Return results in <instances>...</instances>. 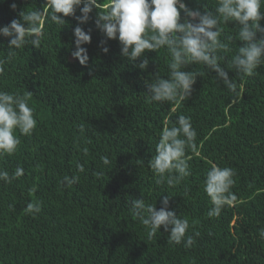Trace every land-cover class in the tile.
<instances>
[{
  "label": "trees",
  "instance_id": "trees-1",
  "mask_svg": "<svg viewBox=\"0 0 264 264\" xmlns=\"http://www.w3.org/2000/svg\"><path fill=\"white\" fill-rule=\"evenodd\" d=\"M110 2L98 0L101 6L79 25L91 35L87 66L71 56L78 25L74 17L65 18L63 26L42 19L41 46L28 45L11 58L8 39L0 36V59L7 61L0 91L31 93L29 106L37 120L30 137L15 133L21 140L18 151L0 158V168L10 174L24 169V176L11 184L0 182V264H264L259 238L264 228V66L252 77L231 69L240 46L234 39L232 51L220 53V64L237 83L238 95L219 83L216 73L191 64L185 71L205 75L197 76L188 100L151 102L145 81L157 72L167 79L170 57L164 49L145 53L146 71L138 68L140 60L123 57L119 41L106 40L96 27L98 12H106ZM184 2L202 13L205 5L214 10L216 4ZM34 10L51 11L46 0H0V26ZM221 27L225 43L236 36L234 23ZM103 47L109 48L107 54ZM179 115L191 118L196 148L186 152L191 175L169 188L155 183L148 162L161 131ZM105 155L110 166L100 160ZM77 163L84 172L77 171ZM213 164L236 172L232 191L237 201L219 218L207 216L212 205L204 192ZM73 175L80 181L72 187L58 183ZM163 195L171 197L169 210L190 225L195 222L188 234L199 236L191 248L170 243L163 228L149 239L132 215V198L142 197L159 210ZM37 200L41 212L27 214V203Z\"/></svg>",
  "mask_w": 264,
  "mask_h": 264
},
{
  "label": "clouds",
  "instance_id": "clouds-1",
  "mask_svg": "<svg viewBox=\"0 0 264 264\" xmlns=\"http://www.w3.org/2000/svg\"><path fill=\"white\" fill-rule=\"evenodd\" d=\"M199 2V0H198ZM50 12L45 15L41 11H23L19 19H13L8 25L0 26V36L8 39V57H14L16 50L28 45L35 48L41 46L45 33L40 24L42 19L58 26L66 24L65 18L74 17L78 25L73 30L75 51L72 58L82 66L89 63L86 45L91 43V35L79 25L86 24L90 14L101 5L98 0H46ZM17 5L13 3L12 9ZM79 10L80 15L76 12ZM183 14V19L182 15ZM264 0H216L214 10L203 13L199 9H191L184 0H111L106 12H98L96 27L106 40H118L121 55L129 62L140 60L137 65L146 71L149 60L145 53L159 52L164 49L170 57L167 79L157 72L150 81H145L147 94L151 102L175 104L188 100L196 84L197 76L204 72L185 71L188 65H203L207 70L216 73L215 79L233 95H238V85L229 77L228 71L221 66L224 59L221 52H231L230 43L235 39L240 42L233 54L229 67L239 76L252 77L257 69L264 66ZM234 23L238 29L235 37L228 36L225 43L222 24ZM104 43V42H102ZM104 54L109 52L103 47ZM0 59V76L5 73V63ZM31 93H12L0 91V158L13 156L21 144L15 134L31 136L37 128L34 117L35 109L29 106ZM197 131L191 118L179 115L171 126L164 127L155 147V155L148 162V167L156 177L157 185L167 184L169 188L180 185L191 175L188 150H195ZM86 154V150H85ZM104 166H110L107 155L101 156ZM78 172H84V166L76 165ZM101 174L98 173L99 177ZM24 176V169L17 167L13 173L0 168V182L11 184ZM236 172L231 167H220L213 164L206 173L204 192L212 207L208 210L209 218H219L222 211L237 201L232 188L235 185ZM79 175L64 176L58 183L62 187H72L79 183ZM36 188L30 191L34 194ZM171 197L163 195L162 207L157 210L156 204H148L141 198L130 200L132 215L147 230L149 239L156 236L163 228L168 233V241L175 245L183 243L185 248L196 244L190 235V225L186 218L177 216L169 210ZM41 203H27L24 211L27 214H39ZM259 238L264 240V228L259 229Z\"/></svg>",
  "mask_w": 264,
  "mask_h": 264
}]
</instances>
